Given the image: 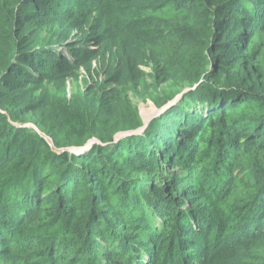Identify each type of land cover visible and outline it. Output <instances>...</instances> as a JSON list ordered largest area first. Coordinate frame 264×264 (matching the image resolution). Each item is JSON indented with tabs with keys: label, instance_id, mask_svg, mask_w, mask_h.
Returning <instances> with one entry per match:
<instances>
[{
	"label": "trees",
	"instance_id": "1",
	"mask_svg": "<svg viewBox=\"0 0 264 264\" xmlns=\"http://www.w3.org/2000/svg\"><path fill=\"white\" fill-rule=\"evenodd\" d=\"M1 261L264 264V0H0Z\"/></svg>",
	"mask_w": 264,
	"mask_h": 264
},
{
	"label": "rangeland",
	"instance_id": "2",
	"mask_svg": "<svg viewBox=\"0 0 264 264\" xmlns=\"http://www.w3.org/2000/svg\"><path fill=\"white\" fill-rule=\"evenodd\" d=\"M85 76V74L82 72V71H79L78 72V79H80V83H81V79L83 78ZM65 86H66V91H67V93L69 94V96H71V94L74 92V90H75V82L73 81V80H67L66 82H65ZM48 89L50 90L51 88H50V86H48ZM133 104H134V106H136L138 109H139V113H140V117H141V119H142V123H143V126L142 127H147V125L153 120V119H155L156 117H158L159 115L157 114L158 113V109H156L155 108V106L152 104V103H147V104H144V103H142L141 101H139V100H133ZM27 127L28 128H32L33 126L32 125H30V124H28L27 125ZM141 127V128H142ZM174 130H176L175 132H174V135L173 136H176L177 137V135H178V133H179V129H174ZM143 132H144V130H141V131H139V132H136L135 134H133V133H131L132 135H142L143 134ZM130 136V135H129ZM125 137H127V135L125 136L124 134H121V135H119V136H117L116 137V142H118L119 140H121L122 138H125ZM47 141H49L48 139H46ZM50 142V141H49ZM93 144H95V141L93 142H90L89 144H87V145H89L90 147L89 148H86V149H84L83 151H80L81 149H76V150H73V151H71L72 153H75V154H82L83 152L85 153V151H88L90 148H91V146L93 145ZM86 145V146H87ZM83 153V154H84ZM173 172H174V169L172 170L171 168H167V171L165 170L162 174H161V177H164V176H166V181H162V182H158V180H159V178H156V179H152V178H150L152 181H154L155 182V187H157V188H160V189H163V190H165L166 192H168L169 191V186H168V182L171 180V176H172V174H173ZM156 173V172H155ZM155 175H157L158 177L160 176V174L158 175V174H155ZM155 178V177H154ZM147 181H149V180H147ZM168 181V182H167ZM138 187H141V185H137ZM195 190H197V186L194 188ZM133 195H138V191L136 190H133ZM169 195L171 194V193H168ZM189 201H192V199L190 198V200ZM192 205L191 204H189V205H187L186 207L185 206H183V208H182V210H184V209H189L190 207H191ZM155 225H156V223H154ZM0 264H14V263H12V262H7V261H5V262H3V261H1L0 262ZM90 264H92V263H90Z\"/></svg>",
	"mask_w": 264,
	"mask_h": 264
},
{
	"label": "water",
	"instance_id": "3",
	"mask_svg": "<svg viewBox=\"0 0 264 264\" xmlns=\"http://www.w3.org/2000/svg\"><path fill=\"white\" fill-rule=\"evenodd\" d=\"M195 89V87H191V88H185L183 91H181L179 94H177L172 100L168 101L162 108L158 109V115L162 114L163 112H165L167 109H169L171 106H173L174 104H176L179 100H181L185 95L189 94L191 91H193ZM141 130H145V127H142L140 129H137L136 131L133 132H127L124 133V135L127 137L130 135L132 136L131 133L135 134L136 132H139ZM90 146L87 145L85 147L82 148H78L81 149L80 151H83L86 148H89Z\"/></svg>",
	"mask_w": 264,
	"mask_h": 264
}]
</instances>
